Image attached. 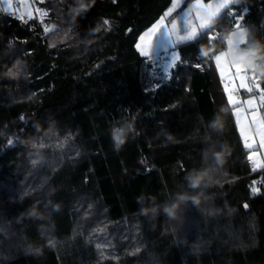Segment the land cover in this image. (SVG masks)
<instances>
[{
	"label": "trees",
	"instance_id": "trees-1",
	"mask_svg": "<svg viewBox=\"0 0 264 264\" xmlns=\"http://www.w3.org/2000/svg\"><path fill=\"white\" fill-rule=\"evenodd\" d=\"M172 1L0 11V264H264V167L215 62L237 24L264 43V0L179 42L164 77L136 45Z\"/></svg>",
	"mask_w": 264,
	"mask_h": 264
},
{
	"label": "rangeland",
	"instance_id": "rangeland-1",
	"mask_svg": "<svg viewBox=\"0 0 264 264\" xmlns=\"http://www.w3.org/2000/svg\"><path fill=\"white\" fill-rule=\"evenodd\" d=\"M42 0H0V11L8 12L11 14H17L21 17L30 16L34 13V10H39L40 14L44 13V10L39 8L36 2ZM184 0H173L170 7L166 10V12L150 27H148L138 38L137 49L139 52L144 55V52H148L149 57L154 64L155 69L161 76H168L171 72V69L176 64L178 60V52L175 50L176 45L179 42L186 41L188 39H181L186 36L188 33L192 32L195 29V34L192 36L194 38L200 30L206 28H201L200 25L207 22L209 25L212 20L222 11L225 7L220 8L218 12L213 14V9L202 7L198 4L197 0H194L190 7L183 9L180 11L176 17H174L171 21H168V17L174 12L178 11L179 7L183 3ZM235 0H231L228 3V6L233 3ZM203 5H218L224 0H201ZM9 3L11 4V11L9 10ZM199 13V14H197ZM175 23V27L173 24ZM159 25V30L153 33L151 30L154 27ZM241 28V27H240ZM245 30V29H244ZM240 29H236L228 34L231 36L233 32L239 33ZM148 35H145V34ZM227 36V37H228ZM143 37V39H141ZM190 38V39H192ZM227 42V40H226ZM235 43V41H234ZM241 47V45H240ZM242 48V47H241ZM228 50V46L226 44V49L221 52H226ZM219 52L217 55H219ZM145 56V55H144ZM227 65V58L225 61H222ZM218 68V67H217ZM219 70V68H218ZM251 71H249L250 73ZM220 73V70H219ZM235 69H232V72L228 74L226 78L222 77V80L225 84L228 85V88L231 91L233 100L236 101L233 109V113L236 119V122L241 130L243 138L248 140L247 146L252 150V153L255 157V160L258 159L260 155L264 154V139H262V132H264V127H262L261 123L259 124L258 116L261 114V118H263L261 110H260V102L261 99L258 95L252 94L249 96L236 95V92L233 91L229 85L233 86L232 82H235V86L241 88L239 86L240 81L239 77L234 75ZM221 75V73H220ZM250 87L253 88L252 83L246 82ZM228 95L229 92L227 91ZM261 96V95H260ZM254 99L253 104H248L247 101L249 99ZM255 116V118H254ZM252 122L255 127V132L253 130ZM257 147V148H256ZM255 165L259 167V164L255 161Z\"/></svg>",
	"mask_w": 264,
	"mask_h": 264
},
{
	"label": "snow or ice",
	"instance_id": "snow-or-ice-1",
	"mask_svg": "<svg viewBox=\"0 0 264 264\" xmlns=\"http://www.w3.org/2000/svg\"><path fill=\"white\" fill-rule=\"evenodd\" d=\"M198 4H200L202 7H207L213 9V14L219 11L220 8L227 7L228 3L231 2V0H224V2L218 4V5H203L201 0H197ZM9 10L11 11V4L8 5ZM88 4L84 3V0H81V9L84 11H87ZM199 14V13H197ZM22 18V17H21ZM108 22L105 21V24ZM207 22L200 25L201 28L207 27ZM173 27H175V23L173 24ZM236 28L240 29L239 33L233 32L231 36L226 37L227 40V46L228 50L226 52H221L219 55L215 56L216 66L219 68L221 76L226 78L229 73L232 72V69H235L234 75L239 77L240 84L239 86L241 88H244L247 90V92L251 93L253 91V88L250 87L246 81L248 79L257 80L259 79L260 75H264V71L257 74V65L254 63L256 56V51H254V47L258 48V46H252L247 45V42L245 40L246 33L242 28H240V25L237 24ZM159 30V25L157 27H154L151 31L155 33ZM45 31H49L47 28ZM195 34V29L192 30V32L188 33L186 36L182 37L181 39H190ZM145 35H148L147 33ZM143 39V37H141ZM235 41V43H234ZM245 44L246 47L241 48L240 45ZM54 46V45H53ZM139 47V45L137 46ZM145 56H148V52H144ZM203 55H207V53H203ZM227 58V65L225 63H222V61H225ZM251 71V77L248 76V72ZM11 74V73H10ZM256 89H260V84H255ZM225 91L229 92L228 99L231 103L235 104L236 101L233 100L232 94L230 89L228 88V85L225 84ZM262 92H264V89H261ZM255 98L249 99L247 101L248 104H253ZM261 100H264V95L260 96ZM255 118V116H254ZM261 125L264 127V119L261 120ZM262 139H264V132H262ZM114 139L117 141V143L122 142L121 141V133L117 131L115 133ZM251 147V145H248ZM198 183V181H197ZM193 203H196L194 200ZM247 207V205H245Z\"/></svg>",
	"mask_w": 264,
	"mask_h": 264
},
{
	"label": "crops",
	"instance_id": "crops-1",
	"mask_svg": "<svg viewBox=\"0 0 264 264\" xmlns=\"http://www.w3.org/2000/svg\"><path fill=\"white\" fill-rule=\"evenodd\" d=\"M236 1V0H235ZM235 1H233V2H235ZM232 4V3H231ZM243 30H244V32L246 33V36H245V40L247 41V35H248V28L247 27H245V26H240ZM241 47H242V44H241ZM216 62V61H215ZM223 84H224V87H225V83H224V81H223ZM232 84H233V86H231V85H229L230 86V88L233 90V91H235L236 92V95H242V90H245V89H240L239 87H236L235 86V82L233 81L232 82ZM227 92V91H226ZM256 95H258V94H256ZM227 96H228V93H227ZM243 96V95H242ZM259 97H260V95H258ZM258 121H259V124L261 123V120L263 119V118H261V114H260V116H258ZM254 124H255V122L253 123L252 122V126H253V130H254V132H255V127H254ZM238 125V124H237ZM238 128H239V126H238ZM239 131H240V133H241V130H240V128H239ZM241 135H242V133H241ZM242 137H243V135H242ZM243 140H244V143H245V146H248V140L247 139H245V138H243ZM252 148V147H251ZM257 148V147H256ZM258 164H259V167H264V154L263 155H260L259 157H258V159L257 160H255Z\"/></svg>",
	"mask_w": 264,
	"mask_h": 264
},
{
	"label": "built area",
	"instance_id": "built-area-1",
	"mask_svg": "<svg viewBox=\"0 0 264 264\" xmlns=\"http://www.w3.org/2000/svg\"><path fill=\"white\" fill-rule=\"evenodd\" d=\"M247 74H248L249 77H251V74L249 72ZM246 82H250V83H252V85L256 84V82L254 80H252V79H248ZM245 149L248 150V152H249L248 155H247V162L250 165V167L252 169L258 168L255 165V157H254V155L252 153V150L250 148H248L247 146L245 147Z\"/></svg>",
	"mask_w": 264,
	"mask_h": 264
},
{
	"label": "clouds",
	"instance_id": "clouds-1",
	"mask_svg": "<svg viewBox=\"0 0 264 264\" xmlns=\"http://www.w3.org/2000/svg\"><path fill=\"white\" fill-rule=\"evenodd\" d=\"M256 46H258V47L264 49V43L256 42ZM259 60L261 61V63H260V67H261V68H264V56L259 57ZM193 186H195V184H193Z\"/></svg>",
	"mask_w": 264,
	"mask_h": 264
},
{
	"label": "water",
	"instance_id": "water-1",
	"mask_svg": "<svg viewBox=\"0 0 264 264\" xmlns=\"http://www.w3.org/2000/svg\"><path fill=\"white\" fill-rule=\"evenodd\" d=\"M260 87H261V85H260Z\"/></svg>",
	"mask_w": 264,
	"mask_h": 264
}]
</instances>
